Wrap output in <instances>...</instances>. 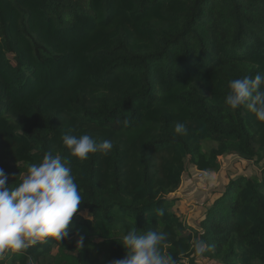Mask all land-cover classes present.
Masks as SVG:
<instances>
[{
	"label": "trees",
	"instance_id": "obj_1",
	"mask_svg": "<svg viewBox=\"0 0 264 264\" xmlns=\"http://www.w3.org/2000/svg\"><path fill=\"white\" fill-rule=\"evenodd\" d=\"M0 0V168L15 187L51 152L70 162L82 202L69 235L0 264H112L127 231L167 233L176 264L194 245L220 264H264V172L203 191L186 223L188 169L264 158V122L226 104L229 82L264 74V0ZM183 123L185 134L175 133ZM111 140L81 162L62 136ZM215 143L204 151V143ZM21 173V176L19 174ZM163 208L164 215L157 210ZM198 220V222H197ZM81 237L83 241L81 242Z\"/></svg>",
	"mask_w": 264,
	"mask_h": 264
},
{
	"label": "clouds",
	"instance_id": "obj_2",
	"mask_svg": "<svg viewBox=\"0 0 264 264\" xmlns=\"http://www.w3.org/2000/svg\"><path fill=\"white\" fill-rule=\"evenodd\" d=\"M229 88L228 106L238 109L246 105L260 122H264V74L231 80ZM186 131L183 123L175 125V133L185 134ZM62 141L71 155L81 162L97 152L107 155L114 147L111 140L97 142L88 134H65ZM7 180L8 176L0 168V253L6 250L21 252L49 237L61 241L69 235L72 219L83 201L70 162L49 152L42 162L28 166L27 175L15 187H9ZM157 212L159 216L164 215L163 208ZM167 239V233L157 229L129 230L118 240L126 249V255L112 264H176L173 256L162 249ZM209 248L203 240L194 245L197 256H203Z\"/></svg>",
	"mask_w": 264,
	"mask_h": 264
},
{
	"label": "rangeland",
	"instance_id": "obj_3",
	"mask_svg": "<svg viewBox=\"0 0 264 264\" xmlns=\"http://www.w3.org/2000/svg\"><path fill=\"white\" fill-rule=\"evenodd\" d=\"M70 5L73 3H79L84 10L88 9V0H64ZM215 143L205 142L204 151H208ZM220 168L215 172L198 171L194 168H189L185 175L183 184L179 189L178 196L181 197V214L183 219L187 223H193L196 220L197 215L201 213L203 206L198 203L203 191L213 190L220 188L227 178L233 174L234 171L241 175H255L259 177L264 172V158L261 156L256 157L252 161H246L228 155L226 157H220ZM198 222V220H197ZM192 259H185V264H220L215 261H211L204 256H196Z\"/></svg>",
	"mask_w": 264,
	"mask_h": 264
}]
</instances>
